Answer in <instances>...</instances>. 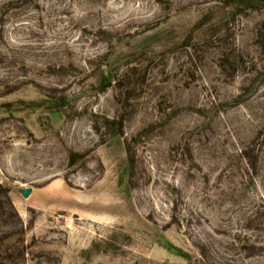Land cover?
Listing matches in <instances>:
<instances>
[{"label":"rangeland","instance_id":"obj_1","mask_svg":"<svg viewBox=\"0 0 264 264\" xmlns=\"http://www.w3.org/2000/svg\"><path fill=\"white\" fill-rule=\"evenodd\" d=\"M263 21L0 0V264H264Z\"/></svg>","mask_w":264,"mask_h":264},{"label":"water","instance_id":"obj_2","mask_svg":"<svg viewBox=\"0 0 264 264\" xmlns=\"http://www.w3.org/2000/svg\"><path fill=\"white\" fill-rule=\"evenodd\" d=\"M30 191H31V187H26L23 189V194L28 195L30 193Z\"/></svg>","mask_w":264,"mask_h":264},{"label":"trees","instance_id":"obj_3","mask_svg":"<svg viewBox=\"0 0 264 264\" xmlns=\"http://www.w3.org/2000/svg\"><path fill=\"white\" fill-rule=\"evenodd\" d=\"M260 2H264V0H260ZM262 29H264V21L262 22V28H261V29H260V28L258 29L259 33H260V31H261ZM262 34H263V35H262ZM260 36H263V37H264V31L261 32Z\"/></svg>","mask_w":264,"mask_h":264}]
</instances>
